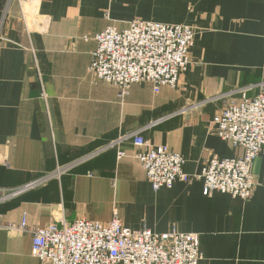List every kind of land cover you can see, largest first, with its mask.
I'll use <instances>...</instances> for the list:
<instances>
[{"label": "crops", "instance_id": "1", "mask_svg": "<svg viewBox=\"0 0 264 264\" xmlns=\"http://www.w3.org/2000/svg\"><path fill=\"white\" fill-rule=\"evenodd\" d=\"M1 17L0 189L43 180L0 201V264H43L31 253L35 228L114 213L131 229L196 233L200 264H264V153L241 200L206 194L199 179L153 190L130 139L99 151L140 132L181 154L190 175L213 156L241 155L211 126L240 89L253 85L251 96L264 80V0H0ZM134 18L196 29L176 87L139 82L119 96L88 71L94 35Z\"/></svg>", "mask_w": 264, "mask_h": 264}, {"label": "built area", "instance_id": "2", "mask_svg": "<svg viewBox=\"0 0 264 264\" xmlns=\"http://www.w3.org/2000/svg\"><path fill=\"white\" fill-rule=\"evenodd\" d=\"M105 17L108 18L107 13ZM2 22L3 17L0 31ZM196 35L192 25L140 18L128 21L122 29L107 25L93 37L96 47L91 53L88 71L96 80L115 85L119 96L127 94L129 87L139 82H150L154 88L176 87L189 65V50ZM252 86L240 89L238 97L228 100L213 117L211 126L217 136L241 149V155L213 156L199 174L185 173L181 154L166 145L150 144L140 132L118 137L99 151L115 148L122 140L130 139L138 148L133 157L141 164L153 190L171 188L177 180L199 179L206 194L220 191L247 200L256 185L253 165L264 153V80L255 85L256 93L249 96L247 91ZM93 155L94 152L73 163ZM123 156L125 152L117 147L116 157ZM70 167H58L57 172ZM42 180L0 189V201ZM17 228L25 231V221ZM32 235L31 253L43 264H200L203 257L196 233L181 232L175 226L165 233L146 227L131 229L122 224L116 213L106 223L83 217L72 223L55 220L33 229Z\"/></svg>", "mask_w": 264, "mask_h": 264}]
</instances>
